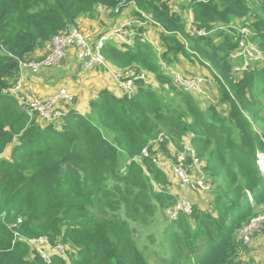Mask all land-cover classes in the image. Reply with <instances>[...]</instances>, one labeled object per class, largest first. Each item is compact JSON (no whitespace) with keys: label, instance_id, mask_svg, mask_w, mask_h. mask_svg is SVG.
<instances>
[{"label":"trees","instance_id":"obj_1","mask_svg":"<svg viewBox=\"0 0 264 264\" xmlns=\"http://www.w3.org/2000/svg\"><path fill=\"white\" fill-rule=\"evenodd\" d=\"M131 3L158 26L160 54L141 33L131 45L108 37L101 53L114 67L145 71L155 84L137 79L130 96L101 89L85 113L74 97L51 122L30 117L5 92L20 63L44 58L54 35L89 31L79 18L98 16L100 7L116 15ZM186 7L205 35L188 29L167 0H0V155L9 150V158L0 157V264H253L250 243L239 235L264 209L256 155L264 153V11L254 14L246 0H188ZM249 16L242 25L263 60L237 73L229 56L237 42L227 29ZM178 55L210 71L225 111L204 109L193 92L174 86L161 62L173 64ZM186 137L208 170L213 212L195 205L180 211L160 238L147 230L141 248L140 230L177 203L165 167L153 159H175L169 145L179 150ZM39 236L65 246V254L45 263L27 242Z\"/></svg>","mask_w":264,"mask_h":264},{"label":"built area","instance_id":"obj_2","mask_svg":"<svg viewBox=\"0 0 264 264\" xmlns=\"http://www.w3.org/2000/svg\"><path fill=\"white\" fill-rule=\"evenodd\" d=\"M173 4L180 0H167ZM264 4V0H258ZM144 15V14H143ZM128 23H120L113 27L111 34L118 39H121L124 44L131 45L130 32L127 29ZM227 29L234 40L237 42V47L230 53V59L233 63L232 70L240 72L249 65V62H261L263 55L255 41L251 39L253 32L245 25L230 26ZM190 29L198 35H205L204 28H197L193 23L190 24ZM107 38L106 35L101 36L97 40L92 39L89 31L81 30L77 27H71L54 35L50 40V48L43 59L40 61L31 60L20 63V73L12 85L5 90L6 93L12 94L24 111L32 117L36 115L38 119L51 122L59 119L64 113V105L71 103L74 100L72 94L67 88L59 87L54 93L46 96H39L33 91L31 84L27 82L23 68H30L33 71L40 67L59 66L67 56L68 51L73 48L77 59L80 61L81 68L84 70H92L94 68L103 67L107 61L101 53L103 41ZM242 57L244 59L243 66L234 64V60ZM163 67H167L164 62H161ZM171 77L176 88L183 91H201L203 85H214L216 79L213 75L206 76H188L183 75L174 68H170L167 72ZM145 71H137L135 68L121 69L114 74V78L118 81L119 86L124 94L132 95L135 90L134 82L137 79L148 82ZM221 78L220 76H218ZM163 134H159L157 141L163 140ZM173 146V145H169ZM143 154L147 155L146 149ZM175 159L173 162V172L180 180L182 186H191L196 191H209L212 187L211 182L207 179L201 164L202 161L196 157L193 148L189 142V137L182 141V147L174 153ZM257 164L259 170L264 174L260 159L264 157V153L257 151ZM188 158L191 160L188 161ZM153 161L158 166H164L167 162L163 155L155 157ZM264 167V164H263ZM248 196L249 193L247 192ZM191 206L184 200H178L174 208L167 209L166 213L169 220H174L178 212L185 211L189 213ZM264 230V209L241 230L239 240L242 244H248L252 236ZM27 242L35 249L46 263L50 262V257H47L42 250L43 248H52L65 254V246L62 244L51 245L46 236H39L28 239ZM59 254V253H57Z\"/></svg>","mask_w":264,"mask_h":264},{"label":"crops","instance_id":"obj_3","mask_svg":"<svg viewBox=\"0 0 264 264\" xmlns=\"http://www.w3.org/2000/svg\"><path fill=\"white\" fill-rule=\"evenodd\" d=\"M174 10L183 14L187 22V28L189 29L190 24L192 23V13L188 9L181 11L178 9ZM136 12H139V10L135 4L131 3L127 5V7H125L117 16L110 17L114 14H111L110 10L100 7L98 16L94 18L81 17L79 18L78 22L80 26H83L85 29L89 30L92 35V39H96L101 35L96 36L94 35V32H97V30L100 28L99 26H102V24H104L106 21V18H102V16L99 17L100 13H102L103 15L108 16L110 24L114 23L117 25L120 23H128L127 29L130 32L131 42H133L135 34L141 33L146 41L150 42L155 49H160L161 51L158 26H155L149 20L147 22L144 21V23L140 21H132L131 18L133 17L135 19H140ZM97 19L99 20L98 22ZM106 36L107 38L109 37V39L114 41L118 46L124 44L121 39L113 36L111 32ZM43 53V50H37L34 56L40 58ZM177 58L178 59L173 64L167 65L174 67L177 69V71L184 75H203L206 77L211 76L210 71L205 66L200 65L198 62H191L182 55H178ZM234 64L243 66L244 59L239 57L234 60ZM200 66L203 68L201 69ZM119 70L121 69L114 67L110 63H107L103 67L94 68L92 70H84L81 68L80 61L76 57L75 50L71 48L63 60V63L59 66L40 67L35 72L29 70L28 68H23L22 72L25 73L27 82L32 85L33 91L39 96L52 94L59 87L67 88L72 94H74L75 97V101L72 105L80 112L85 113L89 110L90 99L95 97L98 91L101 89L107 88L117 96L123 95L118 81L114 78V74ZM154 86H157V84ZM193 96L196 101L199 102L202 108H207V102L205 101L206 98L203 95L201 96L199 93H193ZM164 157L167 162L163 170L166 172L171 182L170 191L177 196V199L180 197L186 199H196L198 195L195 192L190 191L188 187L182 186L180 180L175 176L173 172L174 159L167 158V156ZM261 232L263 233L254 235L252 237L248 247L257 250L259 248H263L262 245L264 244V230Z\"/></svg>","mask_w":264,"mask_h":264},{"label":"rangeland","instance_id":"obj_4","mask_svg":"<svg viewBox=\"0 0 264 264\" xmlns=\"http://www.w3.org/2000/svg\"><path fill=\"white\" fill-rule=\"evenodd\" d=\"M186 1L187 0H180L178 2H175V3L171 4V8L172 9H178L180 11L186 10L187 9ZM246 2L249 4V6L252 7V12L254 14L257 13L259 15H262V13L264 11V7H262L263 6L262 3H260L258 0H246ZM124 8L125 7H123L120 11H118V13L116 15H111L110 17L117 16ZM101 16H102V18H106V21L104 24H102V26H99L100 28H99V30H97V32H94L95 33L94 35H96V36L108 35L112 31L113 27L115 26L114 23L110 24V20H109L108 16H105L102 13H100L99 17H101ZM251 18L253 19L254 17L249 16L246 19L244 18L242 20H238L237 22L233 23L232 25L237 26L240 24H248L251 21ZM131 19H132V21H135V22L140 21L142 23H144V21L145 22L148 21V20H144L142 17H140V19H135L134 17ZM98 21L99 20L97 19V22ZM251 39H252V37H251ZM112 43L116 44L114 41H112ZM157 54H160V49L158 50ZM253 63L254 62H249V65H253ZM200 68L202 69L203 67L200 66ZM197 76H203V75H197ZM147 79H148V82H152L154 84L155 80H154L153 76L149 75V76H147ZM193 93H199L201 96L203 95L206 98L205 101L207 102V104H206L207 107L215 105L218 110L225 111V107L218 103L219 102V91L216 88V86L205 85L201 88V91H195ZM168 95L169 94L166 92L165 96H168ZM170 147L172 148L171 152L174 154L176 152V149L172 146H170ZM4 152L5 153L1 154L0 157L9 158V151L5 150ZM261 166H262V168H264L263 165H261ZM205 173L208 176L207 179L210 181L208 170L205 171ZM186 187H188V189L190 191L195 192L198 195V197L196 199H186V198L180 197L177 199V201L178 200H184L190 206L195 205V206H197V207H199L205 211H210L211 213L213 212V207H212V203H211V199H212L213 195H212L211 191L207 192V193H202V192H198L196 190H193L191 186H186ZM168 221H169V218H168L166 211L163 212V211L159 210L157 212L155 218H154V222L151 224V228L146 229V230H145V228H143L140 230L138 238H137L139 246L141 248H143V246L146 244L147 230L152 231L154 233V235H156L155 238H157V239L160 238V236H161L160 234H162V231H163L162 229L164 227V223L166 224ZM257 234H260V232L254 234V235H257ZM147 245H148L147 247H151L153 244H152V242H150V243L148 242ZM262 247L263 248H259L257 250V249H251V247L247 246V256H250L251 258H253V264H264V244L262 245ZM42 250L44 251V253L47 257H50L54 253L62 254L61 251H59V250L55 251V249H52V248H43Z\"/></svg>","mask_w":264,"mask_h":264},{"label":"bare ground","instance_id":"obj_5","mask_svg":"<svg viewBox=\"0 0 264 264\" xmlns=\"http://www.w3.org/2000/svg\"><path fill=\"white\" fill-rule=\"evenodd\" d=\"M42 59H43V58H42ZM37 61H40V60H37ZM166 66H167V65H166ZM164 68H166L167 70H169L171 67L167 66V67H164ZM28 69L31 70L30 68H28ZM203 86H205V85H203ZM214 86H215V84H214ZM189 92H190V91H189ZM262 159H264V157L260 159V162H261ZM161 167L164 168L165 165H164V166H161ZM262 169L264 170V168H262ZM251 239H252V238H251ZM250 242H251V240H250ZM250 242H249V243H250Z\"/></svg>","mask_w":264,"mask_h":264}]
</instances>
